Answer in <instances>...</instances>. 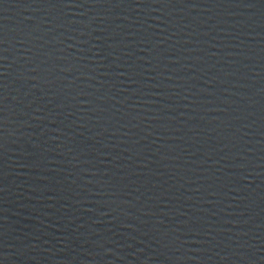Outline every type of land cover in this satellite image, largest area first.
Here are the masks:
<instances>
[{
	"label": "water",
	"instance_id": "water-1",
	"mask_svg": "<svg viewBox=\"0 0 264 264\" xmlns=\"http://www.w3.org/2000/svg\"><path fill=\"white\" fill-rule=\"evenodd\" d=\"M0 264H264V0H0Z\"/></svg>",
	"mask_w": 264,
	"mask_h": 264
}]
</instances>
